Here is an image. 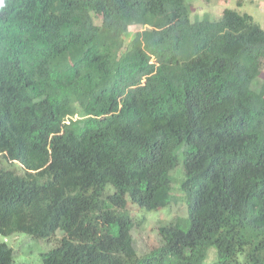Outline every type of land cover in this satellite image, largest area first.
<instances>
[{
	"label": "trees",
	"instance_id": "16d2710c",
	"mask_svg": "<svg viewBox=\"0 0 264 264\" xmlns=\"http://www.w3.org/2000/svg\"><path fill=\"white\" fill-rule=\"evenodd\" d=\"M176 193L185 215L137 253ZM19 232L54 240L37 264H264V29L186 0H0V234ZM0 264L29 263L1 242Z\"/></svg>",
	"mask_w": 264,
	"mask_h": 264
},
{
	"label": "rangeland",
	"instance_id": "374dc122",
	"mask_svg": "<svg viewBox=\"0 0 264 264\" xmlns=\"http://www.w3.org/2000/svg\"><path fill=\"white\" fill-rule=\"evenodd\" d=\"M190 4V19L208 17L213 19L221 14L224 8L236 9L240 13H247L252 16L261 28L264 29V0H186ZM96 21L98 19H95ZM132 31H137L138 26H132ZM179 168H175L171 174L179 175ZM180 180L172 183L178 187ZM138 213L137 211H133ZM145 221L140 227L132 230L134 248L137 253L147 250L152 244L157 242L156 226L165 223L171 216L185 215V205L176 193L175 200L172 204L153 211H145ZM58 236V234L56 235ZM3 242L13 249L14 259L16 261H25L29 264H37V257L40 252L47 251L53 247L54 240H46L39 237H33L26 233H14L10 235L0 234V243ZM213 255L210 254V258Z\"/></svg>",
	"mask_w": 264,
	"mask_h": 264
}]
</instances>
